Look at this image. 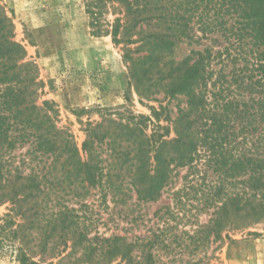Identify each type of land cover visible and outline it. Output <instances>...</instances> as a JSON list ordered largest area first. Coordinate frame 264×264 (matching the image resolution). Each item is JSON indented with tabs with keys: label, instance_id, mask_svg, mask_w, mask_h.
Masks as SVG:
<instances>
[{
	"label": "trees",
	"instance_id": "trees-1",
	"mask_svg": "<svg viewBox=\"0 0 264 264\" xmlns=\"http://www.w3.org/2000/svg\"><path fill=\"white\" fill-rule=\"evenodd\" d=\"M154 1L118 0L124 10L123 18L115 19L114 35H120L117 41L125 46L138 43L140 51L151 45L147 55L138 56L149 62L138 66L141 79L149 75L148 91L159 92L160 87L170 99L185 98L186 107L172 120L175 136L153 140L138 123L121 124L112 134L100 136L95 130L101 124H96L87 131L81 150L68 132L57 128L47 103L38 102L36 67L26 60L0 6V204H9L0 234L17 240L22 264H206L211 256L207 250L223 242V230L246 227L264 216V0H205L213 1L214 12L199 21V39L217 29L234 49L212 52L206 47L176 63L168 55L192 37L179 7L185 0ZM227 14L233 20L229 32L222 29ZM144 24L152 26L148 37L140 34ZM129 27L137 39L125 33ZM225 58L243 62L239 73H223ZM214 59L221 63L218 69L212 68ZM138 74L134 66L130 78L141 95L145 90ZM237 87L248 94L246 101L234 91ZM159 114L154 111L155 118ZM117 139L125 140L124 151L116 149ZM25 146L20 163L30 166L28 174L18 166L11 168L10 153ZM197 164L217 177L201 192L207 196L204 207L212 209L206 223L178 236L171 221L179 215L181 221L185 214H178L180 208L172 200L155 213L162 224L150 226L141 238L91 234L92 208L83 201L94 189L100 187L107 195L120 190L123 194L126 188L142 202L152 203L165 193L172 170L185 166L196 174ZM66 196L71 206L64 203Z\"/></svg>",
	"mask_w": 264,
	"mask_h": 264
},
{
	"label": "rangeland",
	"instance_id": "rangeland-1",
	"mask_svg": "<svg viewBox=\"0 0 264 264\" xmlns=\"http://www.w3.org/2000/svg\"><path fill=\"white\" fill-rule=\"evenodd\" d=\"M117 1L0 0V6L12 23L14 39L24 48L26 60L36 67L39 82L38 102L47 103L46 108L57 128L68 132L79 150L86 140L87 131L96 124H101L95 130L100 136L105 133L112 134L121 124L132 126L138 123L135 125L141 127L153 140L159 135L166 140L173 138L175 132L172 120L177 116L179 108L186 107V100L182 95L170 99L160 87L159 92L156 89L147 90L149 75L141 79V68L138 66H148L149 62L143 63L138 56L147 55L151 45H146L140 51L138 43L125 46L123 41H117L120 35H114L115 19H122L124 10ZM205 3V0H185V4H180V10L184 11L188 19V31L192 37L179 42L172 49L167 57L172 62H180L190 56L192 51L206 47L212 52L225 48L233 51L234 48L229 46L230 40L217 29L205 32L207 39H199L202 36L199 21L212 17L214 12L213 1ZM230 16L227 14L222 20V29L227 32L233 21ZM151 28L152 26L144 24L141 36L148 37ZM130 29L129 27L125 33H130L132 40L137 39L138 34L133 35L135 29ZM124 55H127V60L131 63ZM224 62L227 63L224 74L230 71L239 73L243 64L242 61L234 64L233 60L226 58ZM211 64L213 69H218L221 65L216 59ZM134 66L139 72L137 76L141 88L143 86L145 90L141 95H138L130 78V70L134 71ZM231 76L232 72L227 80L231 81ZM235 89L240 98L245 101L248 99L246 91L238 87ZM161 108L165 111L160 110ZM154 111H159L158 118L154 117ZM116 143L117 150L126 149L125 140L117 139ZM27 148L28 146L19 147L10 153L14 156L11 168L18 166L23 174L30 172L29 165L20 163ZM198 151L202 154V150ZM200 158L204 162L203 156ZM197 167L200 171L196 174L185 166L172 170L169 182L164 188L166 190H163L165 193L152 203L142 202L134 192H129L126 188L124 195L121 190L117 194L116 191H108L105 195L100 187L94 189L92 195L83 201L92 208L90 210L93 221L89 225L91 234H131L134 239L141 238L148 234L146 230L150 226L156 228L162 224L155 213L157 210L163 212L167 206L173 204L172 200L180 208L178 214H185L181 221V215L175 218V223L171 221L178 236L183 230L191 232L199 224L206 223L212 209L204 207L207 196L201 192L202 189H207L206 183L216 181L217 177L206 166L197 164ZM236 180L240 181L242 178ZM191 185L195 187L191 188ZM225 186L232 192L231 185L225 183ZM240 186L237 184L238 190ZM68 198L70 197L66 196L64 203H69ZM52 205L56 208L59 204L53 202ZM8 207V203L0 204V226ZM131 217H137V220L132 222ZM230 222L234 224L235 221L230 218ZM231 226L232 228L222 231L223 242L217 248L214 249V244L207 250V254L211 256L206 264H264V216L246 227ZM180 237H184L183 234ZM17 245L15 238L4 236V232L0 234V264H22ZM37 258L38 256L33 260L37 261Z\"/></svg>",
	"mask_w": 264,
	"mask_h": 264
}]
</instances>
